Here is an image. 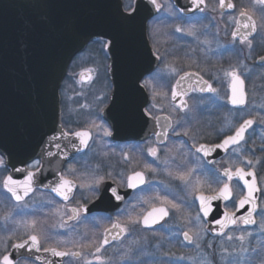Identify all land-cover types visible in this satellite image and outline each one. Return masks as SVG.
Returning <instances> with one entry per match:
<instances>
[{
    "label": "flooded vegetation",
    "instance_id": "flooded-vegetation-1",
    "mask_svg": "<svg viewBox=\"0 0 264 264\" xmlns=\"http://www.w3.org/2000/svg\"><path fill=\"white\" fill-rule=\"evenodd\" d=\"M122 1L126 12H129L126 10L129 5L135 8L136 0ZM230 2L235 5L234 8L221 9L219 0H205L202 11L188 14L180 11L173 0H157V4L160 5L159 13L149 21L147 34L153 54L159 59V65L142 82L150 100L145 108L149 120L146 126L133 125L140 131L135 130L130 134L120 131L115 134L111 124L102 117V112L110 104L113 89L108 75L109 55L107 47L104 46L106 41L90 43L87 49L74 59L61 90L62 125L64 131L69 133L68 136H73L77 131H89L91 138L82 152L64 162L58 178L57 166L53 165L50 168L52 172L43 175L41 182L39 181L43 187L36 186L31 195L19 203L3 188L2 181L11 175V171L6 158L0 154L5 161V166L0 168V224L6 223L11 228L10 232L16 233L13 240L8 242L5 249L7 251L4 250L2 253L9 254L12 244L22 242L29 235L36 234L40 237V252H45L44 248H56L58 251L81 253L79 257L66 256L63 264H86L89 260L92 264H100L96 256L102 257L104 264H152L153 260L159 264H189L188 260L198 258L201 247L197 249L195 243H187L183 233L185 231L190 235L200 233L202 228L207 239L213 241H206L202 250L209 253L210 259L214 262H217L219 252L223 249L217 241L227 237L237 228L246 234L255 232V237L245 245L248 249L245 255L257 253L252 249L257 250L258 245L264 241V231L262 233L257 231L264 217V212H260L261 208L264 209V188H260L259 184V180L264 176V128L253 135L254 123L245 134V139L215 163L208 162L201 153L195 151L201 144L214 146L221 143L228 135L234 134L240 123L245 119H251L248 115L243 116L237 121L235 128L232 126L231 113L242 112L247 108L250 92H258L262 97L260 102L264 104V61L261 59L264 57L262 10L255 4V0ZM241 8L255 13L253 18L257 22V33L249 37L252 40L251 48L246 43H240V34L247 30L240 28L237 32L235 21L245 19L239 16ZM177 27L182 31L177 32ZM189 32L193 34L190 35ZM233 32H237L235 40ZM80 57L82 59L78 61V68H75L77 67L75 63ZM73 66L76 70L81 69V72L92 70L91 81L87 84L81 83L83 86H94L93 69L97 68L98 71L105 69L109 89L107 98L104 95L108 89L101 94L87 93L78 100L68 98L74 102L69 112L67 107L65 108L66 99L63 91L69 76H74L70 75ZM233 68L238 70L245 81L247 105L243 109H234L229 102L230 77L225 76V72ZM173 69L179 71L175 79L174 76L170 77V71ZM189 73L202 77L217 91L204 94L194 85L192 92L186 96L188 108L183 110L173 103L172 90L179 78ZM68 88L70 91L74 89L75 83ZM193 95L198 97L196 102L191 101ZM215 96L218 100H207ZM84 97L87 109L81 108L83 106L81 100ZM86 97H92V101L86 100ZM168 108L177 116L170 113ZM179 118L183 119L180 124L177 121ZM97 126L107 127L111 135L105 136L101 127ZM120 127L124 128L122 125ZM144 128L146 131L142 132L141 129ZM165 131L166 136L156 135ZM150 148L157 150L156 156L149 154ZM239 150L246 158L260 159L261 171H255L261 189L257 211L254 214L256 224L246 226L239 220L234 227L227 228L223 236L214 235L209 230L202 212L199 211L197 199L201 194L206 196L215 194L213 190L222 186L218 179L226 181L223 177L225 169L231 168L235 171L231 159L234 152ZM35 160L41 161L39 171L29 168ZM46 160L51 161V158L48 157ZM54 160L56 162V158ZM44 162L46 161L42 158H35L26 165V169L36 171L40 176ZM183 162L190 167L193 172L191 181L196 183L189 200L185 198L178 200L180 186L176 177ZM70 169L74 171H69ZM136 171L144 173L145 183L132 189L118 208L119 201L111 197L110 191L102 192L98 198L93 194L94 189L88 187L94 178L102 176L105 179L100 189L116 188L122 196L130 190L127 187V177ZM61 174L74 181V189L68 200L51 191V187L58 183ZM230 183L233 186L234 197L233 200L224 203L222 208L224 211L237 212L234 201L246 194V191L240 181L232 180ZM201 187L206 190L201 192ZM165 197L178 205L176 209L180 210L177 217L171 204L162 203ZM100 198L107 203V210L87 214L83 212L84 207ZM153 207H166L169 215L151 228H145L142 217ZM74 208L78 210V214L72 212ZM198 215L199 220L196 219ZM9 217L15 222L13 223ZM93 217L105 219L101 230L95 236L88 233L87 222H84ZM129 217L140 219L141 223L134 225L132 231L121 233L122 236L119 234L116 239L110 240L100 253H95V248L103 241L108 230L114 229L112 225L120 223L128 226ZM32 221L36 222L35 228L30 226ZM209 244L212 245L211 248L208 247ZM92 257H95V260H92ZM23 260L24 258L19 259L17 264H23ZM28 264L40 263L28 258Z\"/></svg>",
    "mask_w": 264,
    "mask_h": 264
},
{
    "label": "water",
    "instance_id": "water-1",
    "mask_svg": "<svg viewBox=\"0 0 264 264\" xmlns=\"http://www.w3.org/2000/svg\"><path fill=\"white\" fill-rule=\"evenodd\" d=\"M173 2L180 11L188 14L202 11L205 7L202 4L195 8L191 0ZM134 9L131 13L126 12L122 0H0V154L6 158L14 179L22 180L26 175V171L17 172L15 169L27 170L29 162L42 158L46 162L41 175L36 174L33 188L38 185L43 187L39 181L52 170L50 168L53 165L57 166L58 178L64 162L86 148L74 135H60L65 132L62 125L61 89L72 62L92 42H110L107 47L108 75L113 89L110 104L102 112L103 119L111 124L115 134L120 131L128 134L140 131L133 127L135 124L146 126L149 120L145 108L150 99L142 82L159 65V59L154 56L150 46L147 28L149 21L159 11L150 0H136ZM84 73L85 77L89 75L88 72ZM183 77V80L179 78L180 83H176L174 89L184 95H178L175 100L172 98L173 103L180 105L183 110L188 108L186 96L192 92L194 85L199 92L212 93L200 91L205 88L202 77L196 74H185ZM79 81L87 84L91 80H82L79 75ZM181 99L186 102V108L181 104ZM230 105L234 109H243L247 102L244 106ZM141 131L145 132L146 129ZM53 136L60 138L51 140ZM235 146H230L227 151L215 149L208 156L201 154L208 162L215 163ZM48 152L56 155L49 157ZM48 157L51 161L46 160ZM247 179L251 181L252 178ZM233 180L237 179L234 177ZM131 190L122 194L123 199L117 202V208ZM254 195L258 207L259 191ZM197 201L200 204L199 199ZM226 202L212 201L213 212L209 217H204L214 235L220 230L215 219H223L222 206ZM106 204L100 198L84 207L83 212L87 214L107 210ZM250 207L245 205L244 209L236 212L237 222L240 216L247 215ZM234 226L229 225L227 228ZM118 232L112 229L105 237L110 241ZM9 254L16 261L31 258L40 264H63L66 257L37 252L35 249L27 252L26 249L11 248Z\"/></svg>",
    "mask_w": 264,
    "mask_h": 264
},
{
    "label": "snow or ice",
    "instance_id": "snow-or-ice-1",
    "mask_svg": "<svg viewBox=\"0 0 264 264\" xmlns=\"http://www.w3.org/2000/svg\"><path fill=\"white\" fill-rule=\"evenodd\" d=\"M150 2L157 8H160V5L157 4V0H150ZM193 6L195 8H199L200 5L205 3V0H191ZM255 4L260 6L262 10V17H264V0H255ZM219 7L221 9L227 7L229 9L234 8L235 5L230 2V0H219ZM131 13L132 11H135L131 7V5L128 6L126 9ZM254 12H250L248 9L241 8L239 12V16L245 18L244 21L242 20H236L235 23L237 25V32L240 28L246 29L247 31L240 34V43L241 44H247L249 48L252 46V40L249 39V37H253L254 34L257 33V22L253 18ZM177 32L182 31L181 28L177 27ZM237 32H233V39L235 40ZM189 34H193L192 32H189ZM110 42L105 43V47H108ZM262 61H264V57L261 58ZM173 71H175L173 69ZM89 75L85 77V73H81V79H88L91 80V72L92 70H87ZM188 75H195V74H188ZM225 76L230 77V89H231V95L229 97L230 103L233 106H244L247 102V94L245 91V81L239 74L238 70L233 68L231 71H226ZM181 80L184 79L182 76L180 78ZM202 79V78H201ZM179 81H177V85H179ZM203 84L205 85V88H201L200 91L207 90L208 92L215 93L217 90L212 87L211 84L208 83V81H203ZM180 95H184L182 93H178L175 89L172 90V98L173 100L176 99V97ZM181 104L184 105V107H187V104L183 99H181ZM176 107H180V105H176ZM158 119V118H157ZM256 121L254 119H245L242 123L239 124V126L235 129V132L233 135H228L225 139H223L222 143L215 144L212 147L206 146L201 144L199 147L195 148V151L197 153H203L204 156H208L211 154L212 151L215 149H223L224 151H227L230 146L232 145H239L241 141L245 139V133L249 128L253 126V124ZM262 122H264V118H262ZM101 127V130L105 136H110L111 132L108 130L107 127L97 126ZM61 136L67 137L69 133L67 132H61ZM73 135L79 139L80 144L87 147L88 141L91 138L89 131H77L74 132ZM157 136L160 135H167V131L163 133H156ZM59 136H53L50 139L51 140H57L59 139ZM57 148L60 147L59 144L56 145ZM149 154L152 156H156L157 150L155 148H150ZM47 155L49 157L56 155V153L48 152ZM127 159V157H125ZM252 160H248L247 164L252 165ZM5 166V161L3 157H0V168H3ZM41 166L40 160L33 161L30 165V169H35L36 171H39V168ZM147 167V166H146ZM151 171H154V169H149ZM15 171H26V175L24 176V179L17 180L14 179L11 175L6 176L3 181L2 185L3 188L11 194V196L17 201L18 203L26 196L31 193L34 188V178L36 176V171L32 170H22V169H15ZM69 171H74V169H70ZM110 175V174H109ZM191 175V170L188 172H181L177 174V179L187 184L189 182V177ZM223 176L226 177V181H221L218 179V183L222 184L221 187H219L216 190H213L215 192L214 195H199V211L203 213V216L205 218L209 217V215L213 212V206L212 201L214 200H223V201H229L233 200L234 197V190L233 186L231 185L230 181L233 180L235 177L238 181H242L244 187L247 189L246 194H243L240 196L238 200L234 201V205L236 206V210L239 211L240 209H244L245 205H251L250 209L247 211V215H243L239 217V220L243 221L244 225H250V224H256V220L254 218V213L257 211V204H256V197L254 193L261 191V189L257 186L256 181V174L254 170H246L244 167L237 166L235 168V171H233L231 168L225 169L223 172ZM247 177H251V181L247 179ZM104 177H96L94 178L89 184L88 187L90 189H94L93 194L96 195L98 198L101 196L102 192H111V197H114L117 201H120L123 199V197L117 192L116 188L111 189H100V186L104 183ZM145 183V176L143 172L136 171L132 175H129L127 177V187L130 189H135L138 186ZM74 189V181L67 179L63 174L60 175L58 183L51 187V191L55 192L58 196H61L64 200L69 199V194L73 192ZM159 199V197H158ZM163 204H171L172 208H177L178 205L173 203L172 201L168 200L166 197L162 200ZM227 208V206H226ZM72 212L74 214H78L77 209H72ZM169 215V211L166 207H153L150 211H148L143 217H142V223L143 227L145 228H151L153 225L159 223L161 220H163L165 217ZM7 219V217H6ZM197 220L200 219L199 215L196 217ZM140 219H134L132 217H129L128 224L129 225H136L140 224ZM215 223L219 225V232L216 233L217 235L223 236L225 234L224 230L229 225H236L237 219H236V212H229L227 210L223 213V219H215ZM32 228H35L36 222L32 221L31 225ZM112 228L119 229V232L112 237V239H116L117 236L120 233H126L129 231L128 226L121 225L120 223H114L112 225ZM261 231H264V217H262V222L260 224ZM110 231V230H108ZM251 236V233L248 234ZM185 241L189 244L195 243V247L199 249L201 245L198 243V240L201 239L200 233H194L190 235L188 231H185L183 233ZM228 240H232L233 237L231 235L227 236ZM241 241V253L246 254L248 252L247 248L243 247V242L245 241V235H240L237 237ZM30 241V244H29ZM108 238L107 236L103 239V241L100 243L99 246L95 248V253H100L105 245L108 244ZM208 247H212L211 244L208 245ZM12 248L14 249H26L27 252H32L33 249H35L37 252H39L40 249V237L36 234H31L28 236L27 239L23 240L22 242L14 243L12 244ZM45 252H50L53 256L57 257H65V256H72V257H79L81 256L80 252H68V251H58L56 248H44ZM7 250H5L6 252ZM253 252H256V249H252ZM264 251V249H262ZM95 255V254H94ZM96 259L100 261V264H104V261L102 257L96 256ZM183 259V258H181ZM0 264H17V261L14 257L11 256V254H3L0 255ZM23 264H28V258H24ZM86 264H92V262L86 261ZM228 264H240V259L237 257L234 260H231L228 262ZM260 264H264V257L261 258Z\"/></svg>",
    "mask_w": 264,
    "mask_h": 264
},
{
    "label": "rangeland",
    "instance_id": "rangeland-1",
    "mask_svg": "<svg viewBox=\"0 0 264 264\" xmlns=\"http://www.w3.org/2000/svg\"><path fill=\"white\" fill-rule=\"evenodd\" d=\"M168 11L165 12V14H167ZM164 14V15H165ZM93 73H94V78L92 80V84L94 86H83L81 85V83L78 80V76L83 72L86 71H82L81 69H78L74 72V76L70 78V80L67 83V86H65L64 89V93L63 96L65 97L66 101H65V108L67 107V110L70 112L71 111V107L73 106V101H69V99H81L82 96H86L87 93L91 94V95H95V94H101L105 91H107L108 89V85L106 83V79L104 77L103 72H100V70L98 71L97 68L93 69ZM179 72L178 70L175 69V71H170V77L174 79L177 77L176 73ZM73 83H75V88L72 89L71 91L69 90V86L72 85ZM91 84V85H92ZM71 93V94H70ZM109 95V89L107 94L104 95V97L107 98V96ZM102 98V97H101ZM260 99H262V97H260V94L256 91L250 92V98H249V104L247 106V108L242 111V112H232L231 113V121H232V126L233 128L236 127V123L237 121H239L243 116H249L251 117V119H254L255 122V128L253 130V135L254 134H258L259 132H261L262 127L264 128V122H262V118H264V104H262L260 102ZM198 100V97L196 95H193L191 98L192 102H196ZM209 100H218V97H210L207 99ZM81 104L83 105L81 108L82 109H87V105L84 103L85 101V97L83 98V100H81ZM80 104V105H81ZM169 112L172 113L175 117L177 116V114H174V112L169 109ZM183 119H177L178 123L182 122ZM179 123V124H180ZM178 124V125H179ZM232 159H231V163L233 164V168L237 167V166H242V167H247L248 169H252L256 172L261 171V167H260V159L257 160H252V165H248L247 161L251 160L249 158H246L244 156V154L241 153V151H235L234 154L232 155ZM183 165H180V173L181 172H188L190 170V167H188L186 162H183ZM191 173H193L191 171ZM262 174V173H261ZM191 179H193V174L190 175L189 177V182L187 184H185L182 181L178 180V184L180 186V195L178 196V200H182V199H188L189 200V196L192 193V189L195 187L194 182L191 181ZM259 184H260V188H264V176H262V178L259 180ZM206 189L204 187H201L200 191L203 192ZM171 206V205H170ZM173 210L175 211V216L177 217V215H179V210L176 208H173ZM260 212H264V209H260ZM10 220L13 221V218L9 217ZM15 222V220L13 221V223ZM84 222L86 223V226L88 227V233L90 235H97L98 232L101 230L105 219L103 217H93V218H89L86 219ZM128 223V222H127ZM5 226H4V225ZM0 224V255H3L4 253H2L6 247L8 242L12 241L13 238L16 236L14 232H10L11 228L8 227V225L6 223ZM135 226L134 225H129L128 224V228L130 231L133 230ZM258 233H262L263 231H261L260 227L258 228ZM133 234V233H130ZM233 237L232 240H228L227 237L220 239L219 241H217V244H219L220 247H222L223 249L219 252L218 255V259L217 262H214L210 259L209 253L204 252L202 250V246L206 241H210L209 239H207L206 233L204 228L201 229L200 232V237L201 239H199V243L201 245L200 248V254L198 256V258L196 260H188L189 264H228L229 261L236 259L237 257H239L240 259V264H260V260L262 257H264V251H262V249H264V241L262 243H260L258 245V249H257V253H252L251 255L247 256L244 253H241V241L239 239H237V237H239L240 235H245V241L243 242V247H245V245L249 244L251 241V238L255 237V232L251 233V236H249L248 234L244 233L243 231H241L240 228H237L235 230H233L231 232V234H229ZM213 242V241H210ZM95 257H92V260ZM255 258V260H254ZM95 260V259H94ZM254 260V261H253ZM152 264H159L158 261L153 260Z\"/></svg>",
    "mask_w": 264,
    "mask_h": 264
},
{
    "label": "trees",
    "instance_id": "trees-1",
    "mask_svg": "<svg viewBox=\"0 0 264 264\" xmlns=\"http://www.w3.org/2000/svg\"><path fill=\"white\" fill-rule=\"evenodd\" d=\"M82 59V57H80L78 60H77V62L75 63V66H77V67H75V68H78V61L79 60H81ZM74 68V66H73V68L71 69V71H70V75H72V74H74V72L76 71V69ZM105 69H100V72H103V74H104V77H105V79H106V83H107V75L105 74V71H104ZM70 78H71V76H69V78L67 79V81H66V83H65V86L67 85V83H68V81L70 80ZM86 100H88V101H92V97H86ZM64 103H65V101H64Z\"/></svg>",
    "mask_w": 264,
    "mask_h": 264
}]
</instances>
